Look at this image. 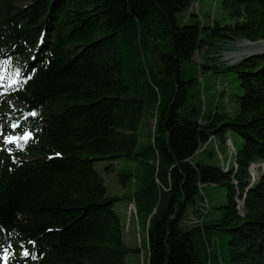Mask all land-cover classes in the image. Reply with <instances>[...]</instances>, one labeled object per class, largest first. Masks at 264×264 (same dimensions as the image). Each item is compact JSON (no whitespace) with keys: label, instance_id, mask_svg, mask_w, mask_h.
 Instances as JSON below:
<instances>
[{"label":"trees","instance_id":"obj_1","mask_svg":"<svg viewBox=\"0 0 264 264\" xmlns=\"http://www.w3.org/2000/svg\"><path fill=\"white\" fill-rule=\"evenodd\" d=\"M220 4L202 17L199 0H0V95L19 104L0 130L9 119L31 133L0 147V244L14 264H126L140 248L126 243L123 199L144 223L143 264H264V173H250L264 162V53L227 66L241 88L231 106L220 79L213 109L191 104L199 80L183 74L220 73L219 45L264 40V0ZM229 131L245 140L231 161ZM205 151L219 163L194 160ZM120 158L136 167L110 195L98 164L111 174ZM209 184L227 191L213 213Z\"/></svg>","mask_w":264,"mask_h":264},{"label":"rangeland","instance_id":"obj_2","mask_svg":"<svg viewBox=\"0 0 264 264\" xmlns=\"http://www.w3.org/2000/svg\"><path fill=\"white\" fill-rule=\"evenodd\" d=\"M215 4L214 9V15L218 16L221 13V4L220 0H199V12L202 17H205L208 14H211L213 12V7ZM187 18L186 13L178 14V21L180 24L186 23L185 19ZM264 41V40H261ZM260 42V41H258ZM254 42V43H258ZM244 44L243 41H237L235 44L227 43V44H221L217 47L215 50V53L211 54V62H213L215 65H219L222 68V72L220 73H212V71L207 70L205 74H202L199 70L196 64L194 63H186L183 65V74L187 78L189 76L197 77L199 80V83L196 84L194 87L191 88V96H190V103L193 105H198L201 108L204 107L205 103L208 107V109L214 108V103L217 100V89L216 85L218 80L220 79L222 81V84L228 85L230 88L229 92V101L230 106L233 103L235 96L241 94V88L240 83L237 77V74L234 72L227 71V66L235 64L239 61H241L245 55L241 54L237 59L233 58L231 56L232 53H241L244 50H247V47H250L251 50H253V44ZM218 51V52H217ZM217 52V53H216ZM253 52V51H252ZM264 53V52H262ZM226 55V56H225ZM195 60H201L200 55L195 56ZM202 85L205 86L204 94L202 93ZM3 104L0 105V109L2 112H10L12 106H17L14 104L13 100L8 96H2L1 97ZM233 105V104H232ZM2 125L7 128L6 132H3L0 137V144L7 145L11 144V142L6 143L5 137L7 136H17V130L13 126H11L10 123L3 121ZM10 129V130H9ZM143 131V130H142ZM146 132H142V140L144 141L147 136L145 135ZM227 137L232 140L234 146L236 149H239L243 146L245 140L242 136L237 134L234 131H229L227 133ZM215 146L212 145L209 148H214ZM216 150V149H215ZM220 151L224 155L226 159H228V156H230L229 148L225 149L224 145L220 143ZM217 152V151H216ZM195 161H202L204 163H215L218 164V153L215 154V156L211 157L209 156L208 152L205 151L204 153L198 154L194 156ZM115 172L111 174H105V171H103V167L107 166L108 163H99L98 167L102 170V174L105 177L106 184L108 186V193L110 195L120 194L121 190H126L127 188L124 187L120 182V175L118 174L121 171H133L136 167V162L134 159H128V158H120L115 163ZM104 165V166H103ZM255 169L257 166L254 167ZM263 170V169H261ZM261 174V172H259ZM259 177V175H258ZM129 185V183H127ZM204 191L206 195L208 196L210 200L211 210L213 213L216 211L217 207L223 205L227 201V191L225 187L220 185H205ZM116 209L122 218V220L125 223V240L128 246L130 247H138L140 248V252H130L126 257V264H143L141 263V255L143 254L147 261V246H146V230L144 227V223L141 221L139 222L136 220V215L133 214L132 206L128 205V202L123 199L118 201L116 204ZM193 209V206L189 207L188 212L190 213ZM194 215L190 213L189 217H186L182 221V227L183 229H188L191 227L192 224V217ZM138 226L140 229L138 230ZM3 248L2 250H4ZM1 250V249H0ZM5 253L3 252L0 255V264H4L7 260L5 259ZM146 264V262L144 263Z\"/></svg>","mask_w":264,"mask_h":264},{"label":"snow or ice","instance_id":"obj_3","mask_svg":"<svg viewBox=\"0 0 264 264\" xmlns=\"http://www.w3.org/2000/svg\"><path fill=\"white\" fill-rule=\"evenodd\" d=\"M19 75H20V72H19V70L17 69L16 72H15V76H19ZM3 79H4L3 75L0 74V81H3ZM17 82H18V81L14 78V76H10V77L8 78V83H9V84H15V83H17ZM34 114H35V113H33V115H34ZM13 127H15V125H13ZM30 137H31V133H30V132H24V133L22 134V136H7V137H5V142H6V143H8V142H13V141H18V140H20V139L28 140ZM22 254H23V255H28L29 253H28V251L25 250ZM5 259H7V256H5Z\"/></svg>","mask_w":264,"mask_h":264},{"label":"bare ground","instance_id":"obj_4","mask_svg":"<svg viewBox=\"0 0 264 264\" xmlns=\"http://www.w3.org/2000/svg\"><path fill=\"white\" fill-rule=\"evenodd\" d=\"M234 41V40H233ZM233 41H231V43L233 42ZM241 41H243V43L244 44H252L251 42H249V40H247V39H243V40H241ZM253 50H251L250 49V47H247V50H244V51H242L241 53H232L231 54V56H233V58H238L241 54H253V53H260V52H264V41H260V42H258V43H254L253 45ZM252 51H254L253 53H252Z\"/></svg>","mask_w":264,"mask_h":264},{"label":"built area","instance_id":"obj_5","mask_svg":"<svg viewBox=\"0 0 264 264\" xmlns=\"http://www.w3.org/2000/svg\"><path fill=\"white\" fill-rule=\"evenodd\" d=\"M237 41H240V40H237ZM235 43H237V42H235ZM234 43V44H235ZM226 56V55H225ZM228 148H229V153H230V156H232V154L233 153H235L236 152V150H235V148H234V146H233V144L229 141V143H228ZM229 161L227 162V165H226V167H225V169H227V167H229L228 165H229ZM234 164H235V162H234ZM235 166H236V164H235ZM206 205H208V202H206ZM131 206H132V210H134V205L133 204H131Z\"/></svg>","mask_w":264,"mask_h":264},{"label":"water","instance_id":"obj_6","mask_svg":"<svg viewBox=\"0 0 264 264\" xmlns=\"http://www.w3.org/2000/svg\"><path fill=\"white\" fill-rule=\"evenodd\" d=\"M259 41H261V40H259Z\"/></svg>","mask_w":264,"mask_h":264}]
</instances>
